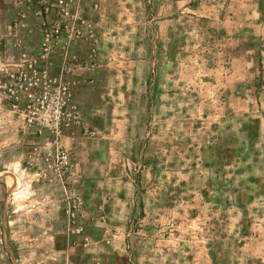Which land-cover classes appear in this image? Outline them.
Segmentation results:
<instances>
[{
    "label": "crops",
    "instance_id": "1",
    "mask_svg": "<svg viewBox=\"0 0 264 264\" xmlns=\"http://www.w3.org/2000/svg\"><path fill=\"white\" fill-rule=\"evenodd\" d=\"M18 1L0 0V72L18 56L11 32L21 11ZM106 1L101 11L103 23L139 22L135 0ZM145 1L147 36L143 44L131 29L119 33V26V31H108L113 41L124 45L108 50L101 44L94 70L87 66L89 46L80 41L73 44L71 52L82 62L75 70L80 84L73 88L74 99L90 128L101 137L90 141L65 138L61 143L69 152H79L78 166L91 164L102 172L97 178L82 176V192L88 191L84 195L92 207L84 224L95 253L100 255L99 245L108 231L118 244L122 239L125 244L127 238L132 243L136 240L132 246L134 263L155 264L160 261L149 250L142 255L140 246H150L149 233L143 231L164 228L170 216L185 213L186 202L170 205L169 184L189 185L201 179L186 168H197L200 162L206 165L202 152L215 148L219 135L235 132L244 136L245 149L253 156L241 155L239 161L255 170L248 182L260 187L249 198L264 207V0ZM121 9L126 12L121 13ZM82 15L91 18L86 12ZM40 24L32 16V33L23 35L24 49L33 54L40 52L43 42ZM107 33L99 31L102 40ZM63 61L60 51L50 55L47 65L52 75L60 73ZM240 121L242 125L234 128ZM10 135L14 138L9 139ZM17 138V149L26 145L27 152L42 144L38 137L25 132L0 97V176L6 173L5 168L12 167L7 154ZM226 140V149L233 152L235 146ZM127 144L136 150L127 152ZM189 150L194 152L190 160L186 155ZM25 158L29 161V155ZM20 162L21 158L18 165ZM126 164L135 171L142 168L141 178L132 173L125 176L121 168ZM116 167L118 170L112 172ZM171 174L179 178H170ZM99 175H109V179L102 181ZM101 184L106 185L104 190ZM140 184L148 186L145 191L140 190ZM224 209L243 213L228 203ZM136 213L146 218L137 219ZM133 226L147 236L145 243L138 235L127 233L135 230ZM258 227L263 235L245 237L241 247L247 263L264 264V225ZM57 238L55 248L63 252L65 237ZM156 244L164 246L163 242ZM122 257L120 253L117 264L125 261L120 260ZM213 262L212 249H206L199 263Z\"/></svg>",
    "mask_w": 264,
    "mask_h": 264
},
{
    "label": "rangeland",
    "instance_id": "2",
    "mask_svg": "<svg viewBox=\"0 0 264 264\" xmlns=\"http://www.w3.org/2000/svg\"><path fill=\"white\" fill-rule=\"evenodd\" d=\"M77 1L80 2V13H89L91 15L89 21L97 24L99 31H103V35L110 30L112 33L115 32L114 30L119 31L118 27L121 26L122 30L119 33H126L131 29L137 32L139 43L146 42L145 0H135L138 4L139 19L136 25L129 22L119 24L118 21L112 24L103 23L101 11L102 5L107 4L106 0ZM109 9L110 12L113 10L112 7ZM120 11L126 12L123 9ZM118 13L117 11L116 14ZM111 14L114 13L111 12ZM107 34L103 36L101 44H105L108 50L124 45L117 40L113 41V37ZM126 44H129L128 39ZM235 123L234 128L242 125V121L236 126ZM92 131L97 134L95 130ZM100 137L97 134L94 138L77 139L90 141ZM243 137L242 134L238 135L235 132L227 136L219 135L218 145L202 152L206 165L200 162L197 168H190L191 165L186 168L187 171L196 172L194 178L201 179L189 185L188 183L177 184L176 181L169 184L170 205L176 206L186 202L185 213L170 216V222L166 221L164 228L158 230L155 227L156 231H143L149 233L150 240L149 248L141 243L143 256L149 250L154 259L160 261L155 264H200L202 254L206 252V249L211 248L214 255L213 264H259L258 262L247 263L242 259L241 247L246 241L245 237L260 238L263 232L258 225H264V207H260L259 201L249 198L250 194L258 193L260 189L258 183L248 182L249 177L256 174L255 170L239 161L244 155L248 154L249 159L253 156L252 151H247V147L245 149ZM12 138L14 137L10 135L9 139ZM226 139H230L229 143L232 142L235 146L233 152L231 149H226L228 141ZM17 140L18 138L15 143H12L7 154V161L12 164V167L5 168L6 173L0 176V264H65V259L68 260L67 264H117L116 259H119L120 253L124 255L120 260H125L122 264H136L132 255L134 252L132 246L136 240L132 243V240L127 238L125 244L122 239L118 244L115 237L106 231V239L102 238L99 245L100 255H97L95 244L92 245V239L86 230L84 221L89 219L88 214L92 210H90L88 198L84 195L88 191L84 194L82 192V176L84 174L86 178H97L100 169L91 164L78 166L79 152L72 153L77 168L66 186L71 189L72 195L81 197L84 202L83 215L74 225L73 220L66 213L67 197L63 185L57 178H45L49 173L45 165V155L48 151L42 148V144L33 147L31 152L25 150L28 147L26 145L23 149L20 147L17 149L19 146ZM124 149L130 152L133 149L136 150V147L127 144ZM24 155L25 157L29 155V161ZM186 155L190 156L188 159L190 160L194 152L189 150ZM20 158L21 165H18ZM170 162L172 164V158ZM227 164L233 167H226ZM107 169L109 171L110 167ZM121 169L125 170V176H130L131 173L134 177L142 176V168L135 171L134 167L126 164ZM116 170H118L117 167L112 169V172ZM35 174L39 175L34 177ZM99 178L105 181L106 178L109 179V175H99ZM170 178L179 177L171 174ZM105 186L101 184L103 190ZM139 186L141 191H145L148 187L146 184ZM226 203L239 207L243 213L235 209L227 211L224 209ZM139 206L143 208V204ZM203 207L211 212H204ZM179 209L182 211L181 207ZM136 214L137 219L146 218L143 213ZM91 217L94 218V216ZM78 226L83 228L79 234L74 232ZM133 229H135L134 226ZM143 232L135 229L127 233L132 236L138 235L140 242L143 238L145 243L147 236ZM57 236L65 237L66 246L63 252L55 248V240L59 242ZM154 240L163 242L164 246L157 245Z\"/></svg>",
    "mask_w": 264,
    "mask_h": 264
},
{
    "label": "built area",
    "instance_id": "3",
    "mask_svg": "<svg viewBox=\"0 0 264 264\" xmlns=\"http://www.w3.org/2000/svg\"><path fill=\"white\" fill-rule=\"evenodd\" d=\"M18 4L21 11L11 31L18 56L0 72V97L25 132L38 137L42 148L48 151L45 165L49 173L45 178H57L63 185L66 213L75 225L83 215L84 202L66 186L77 163L61 142L65 138H94L97 134L74 99L73 88L80 84L75 70L82 62L71 50L78 41L88 45L87 66L94 70L102 42L99 27L83 17L77 0H20ZM32 16L41 22L43 42L38 54L24 49L23 35L32 33ZM55 51L64 56L58 75H52L47 65ZM82 231L78 226L74 232Z\"/></svg>",
    "mask_w": 264,
    "mask_h": 264
}]
</instances>
